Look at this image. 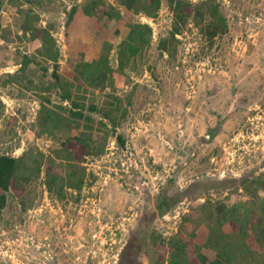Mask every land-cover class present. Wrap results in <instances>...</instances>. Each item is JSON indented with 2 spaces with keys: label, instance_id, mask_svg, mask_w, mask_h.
<instances>
[{
  "label": "rangeland",
  "instance_id": "rangeland-1",
  "mask_svg": "<svg viewBox=\"0 0 264 264\" xmlns=\"http://www.w3.org/2000/svg\"><path fill=\"white\" fill-rule=\"evenodd\" d=\"M85 1L0 0V154L23 159L0 207V264H169L174 239L191 258L210 254L215 203L264 197V0H214L226 29L213 37L197 9L175 24L166 0L153 17L108 0L121 17L102 36L84 14L66 26ZM24 21L51 35L56 61ZM128 22L148 25L149 39L119 65ZM102 55L106 66L87 74L81 64ZM65 81L79 117L60 97ZM84 131L105 148L72 158L79 172L63 143ZM160 197L168 206L158 210ZM248 246L255 254L235 264H264L258 242Z\"/></svg>",
  "mask_w": 264,
  "mask_h": 264
},
{
  "label": "trees",
  "instance_id": "trees-1",
  "mask_svg": "<svg viewBox=\"0 0 264 264\" xmlns=\"http://www.w3.org/2000/svg\"><path fill=\"white\" fill-rule=\"evenodd\" d=\"M117 1L126 11H131L134 13L142 12L148 17L154 16V14L157 12L160 2V0ZM166 1L170 3V6H172L175 15V24H183L189 16H192V18L195 19L197 9L199 16L202 18L201 20H206L203 26L205 30H208L206 33L208 37H213L218 33L224 32L226 29L225 18L218 9V5L214 0H201L194 5L189 1L184 0ZM183 5L187 8L188 13L186 12L184 15H181ZM191 9L195 10V14L190 13L192 11ZM202 10H204V12L199 13ZM99 13L102 17L99 16ZM83 14L87 16V22L92 26V30L95 33H99L100 36L107 34V25L109 22L121 17L120 13L108 0H86L84 3L75 4L69 9L67 14V22L65 23L66 26L69 27L72 25V22L76 18L79 20L78 22L82 24L84 22ZM95 14L98 19L96 24L91 22L92 17L94 18ZM29 15L30 14L28 12L25 13L26 18ZM23 23L24 24H22L21 28L25 32H29L31 37L41 38L42 46H46L43 54L48 59L56 61L57 49L53 47L54 41L51 35L44 28H29L27 21H24ZM127 26L128 32L124 35L121 43L119 44L117 57L119 65L123 64L125 50H128L129 54L133 55L139 50V48L144 46L149 39L150 29L148 25L128 22ZM82 30L79 28L78 32H82ZM176 30H178L177 27L175 28V31ZM102 62L103 64H101ZM106 62V56L102 55L100 59L87 61L81 65L82 67L86 68V73L88 74L93 72V66L97 68L99 64L104 65ZM79 72L81 73L80 76L84 77V69L79 70ZM88 82L91 83L92 81L89 79ZM71 84V82L65 81L63 85H58L61 88L60 97L62 100L68 101L71 106V108L68 109V114L79 117L82 114V109L80 108H82L83 105L75 103L70 91L64 87V85ZM43 110L45 111L44 119L50 120L53 126L57 128L59 123L55 117L56 112L47 106H43ZM59 117L62 118L63 116L59 115ZM104 146L105 145L103 143L96 145L91 140L90 133H87L86 131L66 139L65 143H63L64 149L69 150L70 147L72 150L67 153L68 155L71 154L69 155L70 161H67L68 165L71 167V164H73V168H77L76 170L79 172L81 168L77 164L78 162H75L72 158L76 159L77 161V159L83 155L100 154L104 150ZM22 167L23 159L21 157L0 154V207L4 206L5 204L6 197L4 193L9 188L16 187V182L19 180L18 172L22 169ZM35 170L37 171L38 168L36 167ZM46 176V186L49 190H52V183L55 182L58 177L49 171L46 173ZM67 185L68 188L73 189L79 188L81 186L80 182L67 183ZM159 201H161V203H157L156 205L158 210H160V206H168L164 198L160 197ZM210 216L213 218V225L209 227V235L206 236L205 240L203 241V245H205V248L210 251V254L204 250H199L198 248L196 255H194L195 257L191 258L188 256V253H184L186 248L185 243L183 241L181 242L179 239H174L177 241H174L175 248L169 257V264H184V262L185 264H235L234 260H238L239 257H243L245 260L244 252L255 254L253 249H250L248 244H254L256 241L263 249L264 259V197L255 196L251 201H238L230 205L217 202L213 206ZM249 225H252L256 229L252 234L249 231ZM227 230L228 232H226ZM239 248H243L242 251H240ZM249 262L250 264H256V261L251 258L249 259Z\"/></svg>",
  "mask_w": 264,
  "mask_h": 264
}]
</instances>
